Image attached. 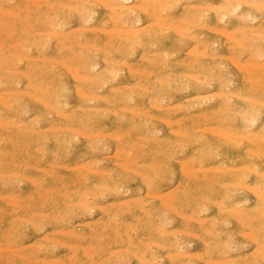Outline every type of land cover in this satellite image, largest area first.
<instances>
[{
	"label": "rangeland",
	"instance_id": "obj_1",
	"mask_svg": "<svg viewBox=\"0 0 264 264\" xmlns=\"http://www.w3.org/2000/svg\"><path fill=\"white\" fill-rule=\"evenodd\" d=\"M261 5L0 0V264H264Z\"/></svg>",
	"mask_w": 264,
	"mask_h": 264
},
{
	"label": "bare ground",
	"instance_id": "obj_2",
	"mask_svg": "<svg viewBox=\"0 0 264 264\" xmlns=\"http://www.w3.org/2000/svg\"><path fill=\"white\" fill-rule=\"evenodd\" d=\"M98 1V0H97ZM239 2H240V0H238ZM253 3V2H252ZM260 3V2H259ZM247 4H249V3H247ZM257 4V3H256ZM121 5V4H120ZM119 5V6H120ZM74 6V5H73ZM114 7H115V5H113ZM125 6H128V4L127 5H125ZM132 6V5H131ZM264 6V5H263ZM263 6L261 5V7L263 8ZM76 7V6H75ZM105 7V6H104ZM242 7V6H241ZM112 9V6L110 7L109 6V9ZM225 8V7H224ZM223 8V9H224ZM250 8V7H249ZM216 13V12H215ZM242 16V15H241ZM223 18V17H222ZM243 18V17H242ZM160 25V24H159ZM176 27H178L177 25H176ZM178 28H180V27H178ZM175 29V28H174ZM106 30V29H105ZM121 31V30H120ZM123 31V30H122ZM176 31H177V29H176ZM111 32V31H110ZM117 32H119V31H117ZM215 32V31H214ZM233 32V31H232ZM49 33V32H48ZM52 33V32H51ZM233 34V33H232ZM232 34L230 33V35L232 36ZM230 37V36H229ZM137 38V37H136ZM239 43V42H238ZM238 45V44H237ZM202 51V50H201ZM193 52V51H192ZM194 52H196V51H194ZM199 52V51H198ZM200 53V52H199ZM195 54V53H194ZM196 54H198V53H196ZM20 55V54H19ZM21 56V55H20ZM16 57H17V55H16ZM22 57V56H21ZM20 58V57H19ZM104 59V58H103ZM104 61V60H103ZM114 62V61H113ZM235 65V64H234ZM256 65V64H255ZM262 65V64H261ZM95 66V65H94ZM239 66V65H238ZM67 67V66H66ZM70 67V66H69ZM68 69V68H67ZM70 69V68H69ZM111 71H113V70H111ZM69 72H71V71H69ZM75 72V71H74ZM111 73V72H110ZM229 73V72H228ZM61 74V73H60ZM73 74V73H72ZM75 75H77L76 73H75ZM74 75V76H75ZM75 78V77H74ZM76 78H77V76H76ZM83 79H84V77H82ZM193 78V77H192ZM203 81V80H202ZM206 84V83H205ZM40 88V87H39ZM185 89V88H184ZM40 90V89H39ZM42 90V89H41ZM68 91V90H67ZM23 92V91H22ZM14 93V92H13ZM82 93V92H81ZM8 94V93H7ZM30 94V93H29ZM62 95H63V93H61ZM60 94V95H61ZM209 94V93H208ZM82 95V94H81ZM80 96V95H79ZM54 97V96H53ZM52 97V98H53ZM58 98V97H57ZM50 99V98H49ZM54 99H56V98H54ZM6 100V99H5ZM65 100V99H64ZM253 100V99H252ZM0 101H1V98H0ZM3 101L4 100H2L1 102H2V104L3 105H5L6 103H3ZM5 102H8V101H5ZM40 102V101H39ZM67 102V101H66ZM45 103H46V101H45ZM64 103V102H63ZM261 103V102H260ZM9 104V102L7 103V105ZM23 104H24V102H23ZM32 104V103H31ZM57 104H59V102H57ZM56 104V105H57ZM12 105V104H11ZM45 105V104H44ZM48 105V104H47ZM50 106V105H49ZM52 108V107H51ZM60 108V107H59ZM20 109V108H19ZM54 109V108H53ZM24 111V110H23ZM22 112V111H21ZM20 112V113H21ZM251 112V111H250ZM248 113V112H247ZM255 115V114H254ZM107 117V116H106ZM245 117V116H244ZM9 120V119H8ZM3 122V121H2ZM8 122V121H7ZM163 122V121H162ZM258 122V121H257ZM102 123V122H101ZM254 123V122H253ZM2 124V123H1ZM4 124V123H3ZM103 124V123H102ZM256 124V123H255ZM249 125V124H248ZM198 129V128H197ZM73 130V129H72ZM74 131V130H73ZM212 131V130H211ZM78 132V131H77ZM80 132L81 131H79V134H80ZM217 132V131H216ZM176 133H178V132H176ZM99 134V133H98ZM107 135V134H106ZM118 137V136H117ZM223 137H225V135L223 136ZM228 138H230V137H228ZM200 139V138H199ZM204 139V138H203ZM238 144V143H237ZM128 152V151H127ZM128 154V153H127ZM116 164V163H115ZM181 164V163H180ZM84 165V164H83ZM80 166V165H79ZM119 166V165H118ZM72 167V166H71ZM82 167V166H81ZM126 168V167H125ZM239 168V167H238ZM197 169V168H196ZM209 169V168H208ZM182 170V169H181ZM191 170V169H190ZM168 173V172H167ZM248 177V176H247ZM32 181V180H31ZM234 185V184H233ZM238 186H239V184H238ZM241 186V185H240ZM108 187V186H107ZM255 187V186H254ZM147 193V192H146ZM253 193V192H252ZM255 193V192H254ZM260 194V193H259ZM150 195V194H149ZM151 196V195H150ZM157 197V195H154V197ZM159 197H160V195H158ZM259 197V196H258ZM82 202H83V200H82ZM76 203V202H75ZM80 203V202H79ZM78 204V203H77ZM76 204V205H77ZM88 206V205H87ZM227 209V208H226ZM237 211V210H236ZM236 213V212H235ZM246 215V214H245ZM175 230V229H174ZM251 231V230H250ZM63 232V231H62ZM176 232H177V230H176ZM248 232V231H247ZM171 233H173V231L171 232ZM179 233V232H178ZM252 233H253V231H252ZM251 237H252V235H251ZM51 241H53V240H51ZM177 243V242H176ZM24 246V245H23ZM68 246H70V245H68ZM149 246V245H148ZM162 248V247H161ZM253 249H255V248H253ZM179 251V250H178ZM178 254V253H177ZM180 254V253H179ZM189 255V254H188ZM262 256V255H261ZM219 262V261H218ZM230 263H231V261H230Z\"/></svg>",
	"mask_w": 264,
	"mask_h": 264
}]
</instances>
